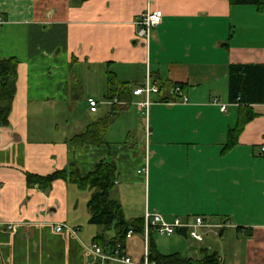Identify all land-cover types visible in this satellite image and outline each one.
Instances as JSON below:
<instances>
[{
    "label": "crops",
    "instance_id": "obj_1",
    "mask_svg": "<svg viewBox=\"0 0 264 264\" xmlns=\"http://www.w3.org/2000/svg\"><path fill=\"white\" fill-rule=\"evenodd\" d=\"M155 10L164 18L147 44L136 24ZM0 16V61L18 60L9 125L0 127V264H97L91 248L103 229L89 223L92 191L62 179L40 188L27 178L73 166L85 177L101 162L117 166L111 197L127 219L150 213L210 225L201 242L155 236L161 253L201 260L212 253L208 234L230 232L245 243L228 262L219 253L223 264H264V104L252 106L256 116L224 153L243 108L229 102V68L264 64V12L230 0H0ZM147 68L159 90L165 84L152 96L149 125L135 97L106 143L73 145L117 103L106 98L108 72L134 92ZM167 84L188 90L176 97ZM147 155L146 177L139 171ZM125 252L148 264L145 236L128 238Z\"/></svg>",
    "mask_w": 264,
    "mask_h": 264
},
{
    "label": "trees",
    "instance_id": "obj_2",
    "mask_svg": "<svg viewBox=\"0 0 264 264\" xmlns=\"http://www.w3.org/2000/svg\"><path fill=\"white\" fill-rule=\"evenodd\" d=\"M86 1V0H82ZM232 6H255L260 13L264 12V0H230ZM18 60L10 58L0 61V127L9 125L12 112V104L17 92ZM155 81L158 79L154 78ZM161 91L165 84L160 81ZM228 96L231 104H239V120L236 127L229 131L228 141L224 153H228L238 145V138L246 125L256 116L252 106L264 104V64H232L229 68ZM108 85L110 93L107 95L109 101L112 95L117 103L112 106L111 112L91 124L86 132L74 137L71 143L75 146L94 145L99 146L106 143V136L110 127L119 117L121 111L133 103L134 96L130 84L121 83L117 75L108 72ZM173 90V96L182 97V94L174 93L176 87H180L182 93L188 90L183 84H167ZM183 98V97H182ZM167 102V99H161ZM67 180L78 185L80 189L92 191L88 202L90 212L89 223L101 226L103 232L98 234L94 243L100 246L104 252H109L119 247L126 250L128 232L132 230L135 235L145 236V218L127 219L122 205L112 199L111 192L118 180L117 166L114 162H101L93 172L83 177L78 168L73 166L70 171H57L48 176L28 175L29 185H37L47 188L56 180ZM186 239L189 238L185 230L179 231ZM157 230L151 228L148 237V264H223L218 252L209 254L204 250L201 260L190 258L182 253L163 254L158 249L155 236ZM117 264V263H108Z\"/></svg>",
    "mask_w": 264,
    "mask_h": 264
},
{
    "label": "built area",
    "instance_id": "obj_3",
    "mask_svg": "<svg viewBox=\"0 0 264 264\" xmlns=\"http://www.w3.org/2000/svg\"><path fill=\"white\" fill-rule=\"evenodd\" d=\"M164 18V14L161 10L149 11L137 22L138 32L137 36L140 39H144L147 44L150 43L152 30L162 24ZM5 24V20L0 16V29ZM159 92V83L153 80L149 68L146 70V81L142 87L137 88L133 94L136 97H143L142 101L136 103L137 108L143 114L146 125H149V115L150 108L153 104L152 96ZM176 94H183L180 87H176ZM187 98L184 99V102H187ZM88 104L90 107V111L92 113L98 112L99 102L93 98L88 100ZM225 110V108H223ZM150 131L147 128V137L149 138ZM264 152V148H263ZM140 173H144L147 177L149 174V155L146 156V162L144 168L139 171ZM210 225H206L203 218L197 217L193 222L184 221L180 218H176L174 220H168L161 214H150L146 213L145 215V239L148 242L149 231L153 227L157 230V234L162 237H170L176 235L179 231L185 230L190 239L201 242L204 240V237L201 233V229L207 228ZM64 226L59 225L56 228L57 232H62ZM13 229V228H10ZM134 232L130 230L128 232L127 237L130 238L134 236ZM115 248L109 252H104V250L94 244L91 248V252L97 259V264H108V263H121V264H133L132 259L127 256L125 250H119ZM147 264V263H146Z\"/></svg>",
    "mask_w": 264,
    "mask_h": 264
},
{
    "label": "rangeland",
    "instance_id": "obj_4",
    "mask_svg": "<svg viewBox=\"0 0 264 264\" xmlns=\"http://www.w3.org/2000/svg\"><path fill=\"white\" fill-rule=\"evenodd\" d=\"M133 114H136V111L135 109H133L132 111ZM142 114V113H141ZM137 117L140 119H143L144 117L143 114H142V118L140 117V115L136 114ZM175 238L179 239L182 243L181 244H187V240H184V239H180L179 237H176ZM156 239L159 243H167L170 240V238L168 237H161L159 236L158 234L156 235ZM206 246L210 248L211 252L213 253L214 251H217L218 253H220L222 256H225V258L227 259V262L231 259L232 257V252L231 250H234V249H241L243 248V245L245 243V239L244 238H240L239 240L236 239L234 237V234L230 233V232H227L225 233L222 237L219 236L218 233H211V234H208V236L206 237ZM178 248L180 249H183V245H176ZM176 249V248H175ZM176 251V250H174ZM181 251H184V250H181Z\"/></svg>",
    "mask_w": 264,
    "mask_h": 264
}]
</instances>
